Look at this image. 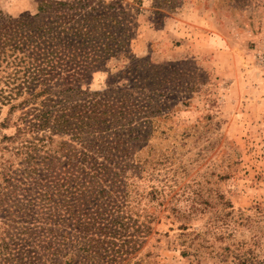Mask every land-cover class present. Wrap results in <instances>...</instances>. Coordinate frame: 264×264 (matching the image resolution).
I'll return each instance as SVG.
<instances>
[{
  "label": "rangeland",
  "instance_id": "374dc122",
  "mask_svg": "<svg viewBox=\"0 0 264 264\" xmlns=\"http://www.w3.org/2000/svg\"><path fill=\"white\" fill-rule=\"evenodd\" d=\"M86 15L112 37L76 50L64 28ZM42 68L89 94L74 104L98 103L89 153L97 190L112 194L102 205L123 207L121 264H264V0H0V186L6 167L16 187L28 177L5 137ZM82 145L57 133L50 149L64 164ZM38 192L0 201V234L12 221L48 232Z\"/></svg>",
  "mask_w": 264,
  "mask_h": 264
},
{
  "label": "trees",
  "instance_id": "16d2710c",
  "mask_svg": "<svg viewBox=\"0 0 264 264\" xmlns=\"http://www.w3.org/2000/svg\"><path fill=\"white\" fill-rule=\"evenodd\" d=\"M100 17L86 15L75 22L77 27L64 28L78 44L76 50L81 47L78 40H82L85 47L92 43L96 48L102 34L111 39L110 30L99 28ZM111 48L110 44H106L103 50L109 52ZM97 58L100 57H96V53L86 57L91 61ZM35 71L36 74L27 83L30 98L21 104L33 101V107L22 112L16 123V134L5 137L9 142L18 141L21 145L18 154L27 155L30 168L24 174L28 177L16 187L14 182L18 180L4 167L0 201L17 198V192L23 185L36 184L39 190L36 198L45 202L44 206H40L47 215L42 224L39 221L38 229L46 227L48 232L34 237V229L29 227L33 221H26L24 225L28 226L23 225L21 233H17L15 221L2 223L0 264H121L129 256L128 250H125L128 241L122 240V235L115 237L114 228L120 224L118 219L122 217L123 207L116 206L113 200L102 205L112 194L97 190L94 183L97 156L95 152L89 153L96 146L95 127L100 123L98 103L81 101L74 104L75 97L89 94L60 85L59 77L54 81L51 71L43 68ZM14 110L15 107H12L10 113ZM57 133L71 134L72 139L87 148L80 161H77L76 155L66 153L67 161L64 164L60 162L57 153L50 149ZM75 161L80 165H76ZM88 207L102 212L91 214ZM115 214L119 218L110 220ZM182 228L186 230V227ZM116 241L122 242L121 246Z\"/></svg>",
  "mask_w": 264,
  "mask_h": 264
}]
</instances>
